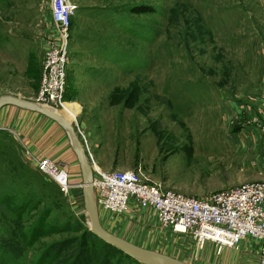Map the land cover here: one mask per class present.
I'll use <instances>...</instances> for the list:
<instances>
[{
	"label": "rangeland",
	"instance_id": "1",
	"mask_svg": "<svg viewBox=\"0 0 264 264\" xmlns=\"http://www.w3.org/2000/svg\"><path fill=\"white\" fill-rule=\"evenodd\" d=\"M50 2L0 0V96L34 102L44 53L56 39ZM66 3L73 10L66 103L57 111L68 109L91 169L140 170L166 190L197 198L254 180L250 169L240 170L241 149L227 124L238 101L263 98L264 0ZM77 174L61 194L0 130V264H70L68 256L48 254L89 230ZM98 214L106 231L138 247L186 264H222L221 253L211 248L206 258L141 211ZM120 260L138 264L116 254L110 264Z\"/></svg>",
	"mask_w": 264,
	"mask_h": 264
},
{
	"label": "built area",
	"instance_id": "2",
	"mask_svg": "<svg viewBox=\"0 0 264 264\" xmlns=\"http://www.w3.org/2000/svg\"><path fill=\"white\" fill-rule=\"evenodd\" d=\"M50 19L56 39L48 46L40 70L34 102L52 110L62 108L66 88L67 41L72 7L51 0ZM253 122H257L253 119ZM34 169L50 178L60 193L72 189L62 162L38 159L24 152ZM93 195L99 213L124 215L153 211L155 222L174 235L186 236L197 251L210 245L217 253L238 251L242 243H258V264H264V182L242 183L206 198L185 196L152 183L140 170L105 172L92 163Z\"/></svg>",
	"mask_w": 264,
	"mask_h": 264
},
{
	"label": "crops",
	"instance_id": "3",
	"mask_svg": "<svg viewBox=\"0 0 264 264\" xmlns=\"http://www.w3.org/2000/svg\"><path fill=\"white\" fill-rule=\"evenodd\" d=\"M259 90L258 93L263 98L261 100L260 97L252 98L243 104L238 101V106L232 108L233 117L227 124L228 132L232 133V139L237 137L241 149L236 150L238 163L242 165L240 170H251L249 178L254 180L247 183L264 182V82ZM253 119L257 122H253ZM0 130L8 132L17 139L23 148V153L28 152L38 159L47 158L62 162L68 170L70 183H78L75 182L78 179L77 168H79L76 158L65 133L55 123L39 114L6 106L0 110ZM130 211L134 212L131 208L126 214ZM143 213L155 221L153 211L148 210ZM139 219L142 220V217ZM211 248L213 249L210 245L205 246L206 258H210ZM233 251L236 252L223 250L220 254V263L233 264L234 259L239 258L242 263L248 259V264H258V243L246 240L238 250L241 254Z\"/></svg>",
	"mask_w": 264,
	"mask_h": 264
},
{
	"label": "water",
	"instance_id": "4",
	"mask_svg": "<svg viewBox=\"0 0 264 264\" xmlns=\"http://www.w3.org/2000/svg\"><path fill=\"white\" fill-rule=\"evenodd\" d=\"M6 106H11L23 111L39 114L55 123L66 134L71 151L74 154L79 167L82 181L80 188L83 198V208L87 217L89 231L93 235L140 264H186L168 255L138 247L122 238L111 234L101 226L93 196L92 169L88 163L84 148L75 132L72 122L67 121L51 109H48L35 102L24 100L18 96H0V110Z\"/></svg>",
	"mask_w": 264,
	"mask_h": 264
},
{
	"label": "trees",
	"instance_id": "5",
	"mask_svg": "<svg viewBox=\"0 0 264 264\" xmlns=\"http://www.w3.org/2000/svg\"><path fill=\"white\" fill-rule=\"evenodd\" d=\"M96 246H98V248ZM50 250L48 257L52 254H56L57 256L62 254L63 257L68 256L66 260L69 261L70 264H110L113 254L134 261L122 252L98 239L89 230H84L82 232L78 243L66 240L53 244ZM114 264H121V260L116 261Z\"/></svg>",
	"mask_w": 264,
	"mask_h": 264
},
{
	"label": "bare ground",
	"instance_id": "6",
	"mask_svg": "<svg viewBox=\"0 0 264 264\" xmlns=\"http://www.w3.org/2000/svg\"><path fill=\"white\" fill-rule=\"evenodd\" d=\"M45 107V106H44ZM47 108V107H46ZM49 109V108H48ZM52 110V109H51ZM56 114L60 115L61 117H63L64 119H66L67 121L70 122V120L64 116V113L68 111L67 108H63V111H57V110H53ZM94 196V195H93ZM96 206V205H95ZM97 212H98V209H97ZM99 213V212H98ZM99 215V214H98ZM99 218V217H98ZM100 222V221H99Z\"/></svg>",
	"mask_w": 264,
	"mask_h": 264
}]
</instances>
